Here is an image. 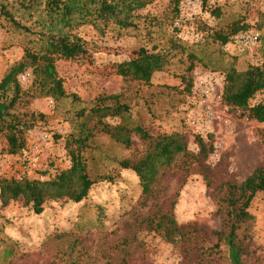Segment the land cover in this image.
Returning a JSON list of instances; mask_svg holds the SVG:
<instances>
[{
  "label": "rangeland",
  "instance_id": "1",
  "mask_svg": "<svg viewBox=\"0 0 264 264\" xmlns=\"http://www.w3.org/2000/svg\"><path fill=\"white\" fill-rule=\"evenodd\" d=\"M0 3L25 24L42 18L18 0ZM180 5L184 16H179ZM215 6L220 11L217 18L211 13ZM177 10L175 0H152L135 12L132 27L111 24L99 31L86 24L75 29L87 51L56 61L67 94L58 101L33 93L31 69L18 74L28 93L23 94L27 103L18 104L15 111L33 112L34 125L17 154L5 151L0 135V176L47 180L68 167L64 136L75 131L76 113L92 106L98 95L112 93H122L130 105V121L149 133H180L193 153L198 151L196 136L212 143L213 150L204 160L207 167L198 169L193 163L187 170L174 164L161 169L151 192L145 194L136 173L121 168L118 161L141 154L147 144L132 133L133 143L126 148L97 132L87 152L94 183L84 199L49 200L41 213L21 200L0 202V264H230L227 245L214 233L226 229L225 183H240L256 167H264V122L225 104L224 70L232 66L243 71L264 62L260 15L264 0H179ZM237 19L248 28L225 45L209 36L213 30H227ZM243 32L258 33V42H241ZM28 38L0 15V80L21 60ZM153 46L167 53L168 63L153 73L150 83L117 74L119 62L132 58L141 47L152 50ZM191 53L197 56L193 60ZM260 101L264 103V89L249 103ZM106 120L116 123L119 118ZM42 132L49 136L47 171L30 164V148L40 142ZM248 211L252 218L237 230L242 260L264 264V192L253 197ZM162 214L189 225V237L165 239L157 230Z\"/></svg>",
  "mask_w": 264,
  "mask_h": 264
},
{
  "label": "trees",
  "instance_id": "2",
  "mask_svg": "<svg viewBox=\"0 0 264 264\" xmlns=\"http://www.w3.org/2000/svg\"><path fill=\"white\" fill-rule=\"evenodd\" d=\"M152 0H18L26 10L35 9L42 18L25 24L0 3V15L10 26L29 36L23 47V57L10 66L0 80V135L5 139V151L9 154L21 152L26 144L27 131L33 127V112H16L18 104L24 101L17 76L31 69L32 84L39 96H47L58 101L67 94L63 79L58 75L56 61L69 60L84 53V42L73 31L82 25H93L104 31L113 24L119 28L134 26L133 16ZM179 0H175L176 10ZM205 2V0H203ZM178 11V10H177ZM178 12H176L177 14ZM211 13L217 18L219 8L215 6ZM264 25V13L260 14ZM260 26V25H259ZM247 23L239 19L232 21L227 30H213L210 37L226 44L234 35L246 31ZM139 48L135 55L119 62L116 72L127 80L150 83L152 75L162 70L168 63L166 52ZM197 56L191 53L193 60ZM192 64H190V68ZM223 101L231 108L238 109L243 116L264 122V103L250 105L249 100L264 89V62L251 65L243 71L234 67L225 68ZM28 117V119H26ZM117 117L118 122L110 123L106 118ZM75 131L64 136V148L68 155L69 166L56 170L47 180L0 176V202L7 205L14 200H21L35 213H41L43 205L49 200L65 199L79 202L84 199L94 180L88 172L87 152L90 142L97 132H104L116 143L129 148L132 145V133L147 144L144 152L137 156L122 158L118 164L123 169H131L140 179L142 191L151 192L158 171L177 165L189 169L195 163L198 169H205L204 160L212 152L213 145L201 136H196L198 151L188 150L186 139L180 133H149L142 125L130 121V105L123 100L122 93L100 94L92 106L80 110L75 116ZM47 171V170H46ZM258 192H264V167H256L240 183H225L223 197L226 212V229L214 231L223 239L228 248L230 264H245L242 260L243 248L237 242V230L242 223L252 218L248 211L251 200ZM165 239L173 241L188 238L189 225H180L170 214H162L157 222Z\"/></svg>",
  "mask_w": 264,
  "mask_h": 264
},
{
  "label": "built area",
  "instance_id": "3",
  "mask_svg": "<svg viewBox=\"0 0 264 264\" xmlns=\"http://www.w3.org/2000/svg\"><path fill=\"white\" fill-rule=\"evenodd\" d=\"M188 1V0H186ZM185 8L183 5H180L179 7V16H184L185 15ZM175 25L178 26L180 25V20L177 19L175 20ZM240 40L243 43H250V44H255L259 40V34L258 33H253V32H243L240 34ZM49 140L48 134L42 132L40 134V142H34L30 148V164L32 167L36 169H40L42 171H46L48 168V162L47 158L48 155L46 153V150L48 149L47 147V142ZM43 179L42 176H38V179ZM37 179V178H36Z\"/></svg>",
  "mask_w": 264,
  "mask_h": 264
}]
</instances>
